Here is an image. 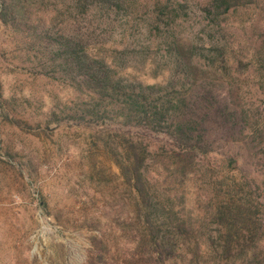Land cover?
Listing matches in <instances>:
<instances>
[{
    "label": "rangeland",
    "instance_id": "obj_1",
    "mask_svg": "<svg viewBox=\"0 0 264 264\" xmlns=\"http://www.w3.org/2000/svg\"><path fill=\"white\" fill-rule=\"evenodd\" d=\"M120 2L109 15L76 0H0V264H85L98 235L119 242L115 229L129 213L142 227L146 210L120 160L145 145L150 199L171 183L188 195L187 211L249 195L258 218L251 234L260 238L250 251L264 259V0ZM61 36L117 49L130 76L182 100L194 150L131 126L132 148L121 152L108 120L111 138L99 142L95 124L69 116L80 108L55 56ZM173 152L179 158L170 160ZM221 231L210 228L218 255Z\"/></svg>",
    "mask_w": 264,
    "mask_h": 264
},
{
    "label": "trees",
    "instance_id": "obj_2",
    "mask_svg": "<svg viewBox=\"0 0 264 264\" xmlns=\"http://www.w3.org/2000/svg\"><path fill=\"white\" fill-rule=\"evenodd\" d=\"M81 2L109 15L117 12L121 3L120 0H76L78 5ZM167 36L161 35L157 40L164 41ZM55 42L59 68L69 75L72 83L69 88L74 99L70 103L80 108L70 109L73 113L69 116L95 124L100 129L102 140L99 142L111 138L107 127L103 126L108 120L114 124L113 131L118 133V142L113 139V143L121 152H129L132 148L133 138L128 130L124 131L131 126L143 127L147 132L164 133L172 139L171 146L176 151L194 150L192 128L186 127L178 116L182 100L162 95L163 89L159 84H144L130 76L132 67L118 66L117 49L106 44L81 45L71 36H61ZM174 43L176 48L184 45L180 39H175ZM175 63L178 60L175 59ZM2 97L0 89V99ZM49 124L55 125L53 122ZM147 149L145 145L141 154L134 151L133 160L123 156L120 160L121 178L131 185L136 199L139 198L146 210L142 227L137 225L138 215L129 213L123 218V224L115 229L121 238L119 242L113 244L105 235H98L90 245L85 264H219L223 261L264 264V259L258 260L250 251L260 238L251 234L258 218L256 202L249 195L229 193L222 202L211 203L208 200L203 203L202 212L198 211L201 207L198 203L197 208L187 211L188 195L176 190L177 184L171 183L163 193L160 192L157 200L150 199L146 172L141 168ZM172 157L179 158V154L173 152L170 160ZM168 164L173 168L176 162ZM212 225L224 232L217 238L219 246L224 249L220 255L210 234ZM246 234L251 245L246 241ZM234 249L242 250L231 253Z\"/></svg>",
    "mask_w": 264,
    "mask_h": 264
}]
</instances>
